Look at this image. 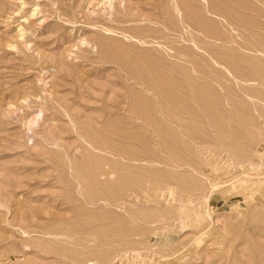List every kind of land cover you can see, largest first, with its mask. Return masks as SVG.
<instances>
[{
  "label": "rangeland",
  "instance_id": "rangeland-1",
  "mask_svg": "<svg viewBox=\"0 0 264 264\" xmlns=\"http://www.w3.org/2000/svg\"><path fill=\"white\" fill-rule=\"evenodd\" d=\"M0 264H264V0H0Z\"/></svg>",
  "mask_w": 264,
  "mask_h": 264
},
{
  "label": "bare ground",
  "instance_id": "bare-ground-1",
  "mask_svg": "<svg viewBox=\"0 0 264 264\" xmlns=\"http://www.w3.org/2000/svg\"><path fill=\"white\" fill-rule=\"evenodd\" d=\"M199 23V22H198ZM200 23H202V22H200ZM202 24H200V26H201ZM194 69V68H193ZM40 114L39 113H35L29 120H28V123H29V126H33V125H36L38 122H39V120H40ZM39 125V124H38ZM30 129H31V127H29ZM245 180H247V179H242V180H240V181H238L237 183H242V182H245ZM233 185V184H232ZM213 186V188H216L217 187V184L215 185H212ZM205 214V213H204ZM208 214V213H207ZM209 215V214H208ZM206 216V215H205ZM204 216V217H205ZM202 218V217H201Z\"/></svg>",
  "mask_w": 264,
  "mask_h": 264
}]
</instances>
